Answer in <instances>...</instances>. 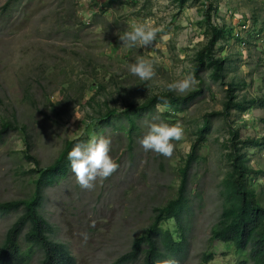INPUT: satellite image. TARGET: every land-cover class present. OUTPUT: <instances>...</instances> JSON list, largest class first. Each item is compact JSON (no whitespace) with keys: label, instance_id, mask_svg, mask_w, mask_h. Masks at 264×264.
Listing matches in <instances>:
<instances>
[{"label":"rangeland","instance_id":"obj_1","mask_svg":"<svg viewBox=\"0 0 264 264\" xmlns=\"http://www.w3.org/2000/svg\"><path fill=\"white\" fill-rule=\"evenodd\" d=\"M0 0V124L16 119L33 134L30 154L39 167L51 164L66 141L86 143L92 137L111 141L109 155L118 170L92 190L77 183L71 170L45 188L42 212L52 224L51 238L65 243L77 264H116L132 240L149 225L153 208L175 196L195 130L206 115L210 129L199 159L188 171V203L183 221L187 237L184 251L164 264H201L204 253H215L205 264H239L244 253L209 239L220 213L218 185L227 169L223 144L228 125L219 115L225 91L206 82L204 93L182 112H165L157 104L138 118L133 148L128 149L125 119L113 116L101 126L98 116L106 108L119 114L128 103L140 105L152 95L169 92L167 84L192 74V58L205 41L199 24L205 0L188 1L181 9L174 0ZM214 22L232 28V35L215 50L229 59L227 80L243 86L238 98L264 100V0H212ZM137 23L162 28L152 46L126 48L119 34ZM138 59L151 62L154 81L144 82L129 71ZM198 83L191 89H196ZM190 90V91H191ZM30 94L35 106L26 98ZM213 114V115H212ZM242 138L264 140V103L230 118ZM91 122V123H90ZM153 123L181 124L185 131L171 158L144 151L140 140ZM127 128V127H126ZM79 140V141H78ZM23 137L10 131L0 142V201L25 197L36 177L32 161L23 154ZM257 176L248 182L264 202V147H247ZM21 210L0 215V242ZM178 235L171 221L163 225ZM29 264H38L36 251ZM142 264V256L133 262Z\"/></svg>","mask_w":264,"mask_h":264},{"label":"trees","instance_id":"obj_2","mask_svg":"<svg viewBox=\"0 0 264 264\" xmlns=\"http://www.w3.org/2000/svg\"><path fill=\"white\" fill-rule=\"evenodd\" d=\"M118 0H109L104 4L112 6ZM188 1L174 0L178 8H182ZM10 2V0H8ZM216 7L212 0H205L202 20L205 41L198 48L192 58V74L198 81L196 89L185 94L164 92L148 97L140 105L128 103L119 114L114 108H106L98 119L101 126L110 125L113 116L123 117L126 125L119 127L126 130L128 136V149L133 148V133L138 129V118L150 112L157 104H162L165 112H182L188 108L194 99L204 93L206 82L218 83L224 88L225 101L219 115L228 125L229 137L223 144L225 152L222 154L227 163V169L218 185L220 199V213L212 225L209 239L218 240L232 246L237 253H244L245 259L239 264H264V202L256 193V188L248 182L249 175L255 177V171L250 165L249 156L245 152L247 147L261 145L264 140L254 137L242 138L239 130L232 125L230 118L251 109L254 105L264 103L262 98H248L245 95L238 98L237 91L241 84L234 78L227 80L229 72V59L217 54L215 48L232 35V28L226 24L216 23ZM34 107L35 102L30 94L25 93ZM213 115V114H212ZM208 114L195 130V139L186 155L183 166L180 168V183L174 197L168 199L163 205L153 208V215L145 231L136 236L130 249L123 253L116 264L133 262L142 256V264H164L163 260H171L173 256L184 251L186 234L183 227L185 207L188 203V171L199 159V150L205 134L210 129ZM127 127V128H126ZM17 130L23 137L25 158L32 161L34 167L31 174L36 177L32 180L33 187L28 195L17 199L0 201V215L11 211L21 210L20 214L7 227L0 242V264H29L33 254L38 251L41 258L38 264H77L74 255L68 246L60 241L53 240L52 224L42 212L45 198V188L54 185L59 179L65 177L70 170L68 153L77 140L66 141L55 160L45 166L39 167L36 157L30 152L33 149V134L25 124L16 119L5 120L0 124V142L10 131ZM79 141V140H78ZM171 221L178 235L163 225ZM213 252L204 253L201 264L214 260Z\"/></svg>","mask_w":264,"mask_h":264},{"label":"clouds","instance_id":"obj_3","mask_svg":"<svg viewBox=\"0 0 264 264\" xmlns=\"http://www.w3.org/2000/svg\"><path fill=\"white\" fill-rule=\"evenodd\" d=\"M162 28L146 23H137L130 31L119 34L122 45L126 48L152 46ZM129 71L141 81H154L156 71L151 62L138 59L131 64ZM198 81L193 74L167 84L166 90L177 94L189 92ZM91 123V122H90ZM185 131L181 124L169 125L166 123H153L148 132L139 141L144 151H153L166 158H171L176 145L174 141H182ZM111 141L104 137H92L86 143L76 144L68 153L71 170L77 183L85 190H92L95 183H101L111 177L119 168V164L109 155ZM171 264V262H169Z\"/></svg>","mask_w":264,"mask_h":264}]
</instances>
